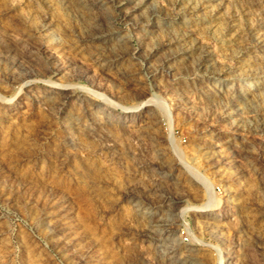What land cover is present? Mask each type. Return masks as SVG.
Returning <instances> with one entry per match:
<instances>
[{
	"label": "rangeland",
	"instance_id": "1",
	"mask_svg": "<svg viewBox=\"0 0 264 264\" xmlns=\"http://www.w3.org/2000/svg\"><path fill=\"white\" fill-rule=\"evenodd\" d=\"M0 264H264V0H0Z\"/></svg>",
	"mask_w": 264,
	"mask_h": 264
},
{
	"label": "bare ground",
	"instance_id": "2",
	"mask_svg": "<svg viewBox=\"0 0 264 264\" xmlns=\"http://www.w3.org/2000/svg\"><path fill=\"white\" fill-rule=\"evenodd\" d=\"M169 223V222H168ZM174 246V245H173ZM171 247V246H170ZM168 248V247H167ZM170 252H174L175 251V248L174 247H171L170 248V250H169ZM188 256V255H187ZM185 259V258H184ZM188 259V258H187Z\"/></svg>",
	"mask_w": 264,
	"mask_h": 264
}]
</instances>
